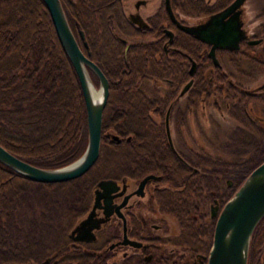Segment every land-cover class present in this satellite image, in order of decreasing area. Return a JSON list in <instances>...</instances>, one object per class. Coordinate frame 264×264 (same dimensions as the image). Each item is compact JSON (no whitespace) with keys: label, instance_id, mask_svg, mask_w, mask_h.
Wrapping results in <instances>:
<instances>
[{"label":"trees","instance_id":"obj_1","mask_svg":"<svg viewBox=\"0 0 264 264\" xmlns=\"http://www.w3.org/2000/svg\"><path fill=\"white\" fill-rule=\"evenodd\" d=\"M123 1L60 0L82 52L108 80L99 153L83 174L55 182L31 180L0 162V264H39L53 252L48 264H106L102 254L68 251L64 242L58 245L64 222L83 215L99 178L139 177L148 171L157 173L160 183L175 187L154 191L159 209L177 221L183 242L192 252L207 253L214 218L203 211V202L214 197L221 206L264 159L262 145L243 142L240 133L236 134L235 145L250 150L249 155L227 160L221 155L201 153L192 161L187 159L198 166L197 171L170 155L162 125L147 115L148 106L160 107L165 101L160 94H146L145 81L165 76L174 82L186 79L190 56L199 62L196 82L186 97L190 100L193 91L202 90L205 83L201 74L202 67L209 63L205 45L171 23L162 2L149 17L148 29H136L122 12ZM230 1L169 0V5L185 15L203 16ZM260 14L263 19L257 28L264 31V6ZM163 27L172 32L169 41ZM145 35L153 39L132 40ZM165 42L174 48L170 57L163 51ZM90 76L96 85L95 76L91 72ZM225 84L229 89L235 87ZM156 113L161 116L162 110L158 108ZM85 144L82 92L46 5L42 0H0V145L31 164L56 167L75 159ZM33 196L39 204L32 202ZM55 257L56 262L51 263ZM135 264L161 262L153 256L148 261L140 258ZM246 264H264V215L250 236Z\"/></svg>","mask_w":264,"mask_h":264},{"label":"flooded vegetation","instance_id":"obj_2","mask_svg":"<svg viewBox=\"0 0 264 264\" xmlns=\"http://www.w3.org/2000/svg\"><path fill=\"white\" fill-rule=\"evenodd\" d=\"M126 1L122 2V12L126 20L140 31L148 29L150 25L149 17L156 11L161 2L164 7V2L161 0L152 13L143 17L140 9H148L151 5V0H130V5ZM176 11H173L174 16L177 20L184 22L178 17ZM207 15L195 17H199L198 21ZM140 17L143 19V23H146V26L141 27L129 19H139ZM241 18L243 19V27V14ZM170 22L175 26L174 22L171 20ZM162 24L164 25L165 23L160 22V25ZM165 29L168 28L163 27L162 30L164 31ZM244 30L245 36L238 41L237 48L216 47L214 49L216 63L213 62L211 56L207 55L209 45L203 42L205 45L203 50L209 60L208 65L203 66L201 69L205 83L202 90L196 89V91H193L194 94L190 100L186 101V97L189 89L196 82L194 74L198 71L199 62L188 56L186 79L174 82L169 76L161 78L160 81L163 88L160 95L163 97L165 104L160 107L157 105L147 107V115L151 118V121L162 125L163 140L170 151V155H173L182 164L187 165L192 171H197L198 166L190 163L187 160L188 158L192 161L195 155H230L231 151L227 149L226 151L223 148L218 149L217 146L215 147V143L218 142L231 148L237 143L235 139L237 133H240V140H243V142L260 143L262 145L261 148L264 149V31H260L257 28L256 32L249 34L246 28ZM164 33L168 36L167 32L164 31ZM146 37L150 36H140L132 40L141 42L150 40L146 39ZM83 41L82 45L86 48V41L85 44H83ZM127 44H125V48L128 46ZM162 48L166 57H170L171 52L174 50L166 42L163 43ZM182 61V58H180L179 62ZM191 65L193 68L192 72L189 73ZM180 67L183 70L184 64ZM218 77L223 80H217ZM260 78H263L262 81L255 87H246V84ZM188 80H190L188 88L181 93L183 85ZM225 82L233 84L235 87L229 89L226 87ZM137 84H141V82H137ZM172 90H175L174 94L171 93ZM205 102L210 103L216 113L208 116L210 126L208 135L200 136L203 143L207 142L208 145H212L214 148L213 152L201 151L199 147L194 148L190 137L184 135L190 127H194L199 134L202 133L198 117L200 113H204L201 108L204 107ZM237 102L246 103L239 106L236 104ZM158 108L162 110L161 116L156 113ZM228 121L232 123L225 126L224 122ZM258 135H260V138ZM235 153L249 155L250 150H242L239 147V149H234L233 154ZM148 174L153 175V177L147 178L140 185V180ZM158 179L159 175L152 171H148L139 177L114 179L117 187L111 192V206L109 209H104L102 206L94 209L93 216L100 219L98 228L94 230L95 238L90 241L74 239L71 231L91 208L93 190L96 187L94 184L91 190L90 205L66 236L71 242L83 244L87 247L92 245L91 243H95L98 237H103V240L100 246L93 247L90 251L80 250L73 244L71 250L102 254L106 264L107 259L110 257L113 258L112 264H135V261L140 258L148 261L153 256L159 257L161 264H165L166 257L169 255H171V264H204L206 252L203 253L199 250L192 252L190 246L183 242V235L179 231L177 221L174 219L175 226L170 225L166 217L169 214L159 209L155 201L154 191L163 187H175L167 182L160 183ZM211 194H213V191H211ZM213 202H216L218 208H220L217 200L212 197L208 204V217L215 220V216H211L209 211V206ZM100 204H103L102 197L100 198ZM131 241H137L138 244H132ZM52 254L54 255L55 253L53 252ZM56 260L57 257L52 259L51 263H55Z\"/></svg>","mask_w":264,"mask_h":264},{"label":"water","instance_id":"obj_3","mask_svg":"<svg viewBox=\"0 0 264 264\" xmlns=\"http://www.w3.org/2000/svg\"><path fill=\"white\" fill-rule=\"evenodd\" d=\"M42 1L47 7L58 42L69 59L79 82L85 106L86 144L75 159L56 167L31 164L0 145V162L31 180L55 182L83 174L96 160L99 153L102 110L108 96V80L99 66L82 52L70 29L60 0ZM244 1L231 0L218 11L197 22L185 23L174 16L169 0H163L169 19L178 29L209 45L207 55L212 57L214 63L217 62L214 55L216 47L235 49L238 47V41L245 36L241 18ZM129 19L141 27L146 26L141 17ZM164 31L167 32L169 41L172 32L168 29ZM78 34L80 38H83L81 30ZM192 65L189 73L192 72ZM90 72L97 80L96 85L91 79ZM189 84L190 80L186 81L181 93L188 88ZM93 90H97L98 93L94 95ZM111 138L119 141V137L115 134H111ZM149 177L153 175L144 176L139 184L141 185ZM95 186L90 210L71 231L74 239L93 240L94 230L98 228L100 222V219L93 216L94 209L100 206L109 209L111 206V192L117 187L116 181L110 177H103L95 182ZM101 197L103 204H100ZM209 211L211 216H215V220L211 242L204 256V264H246L250 236L255 225L264 215V159L248 172L220 208L216 202H213L209 206ZM131 242L138 244L137 241ZM47 262L48 259H44L39 264H47Z\"/></svg>","mask_w":264,"mask_h":264},{"label":"rangeland","instance_id":"obj_4","mask_svg":"<svg viewBox=\"0 0 264 264\" xmlns=\"http://www.w3.org/2000/svg\"><path fill=\"white\" fill-rule=\"evenodd\" d=\"M160 1L161 0H151V5H150V7L148 9H140L141 15L143 17H145V16L149 15L150 13H152L156 9V7L159 5ZM209 1L211 2L213 0H209ZM126 3L128 5H130V0H127ZM262 6H264V0H245L244 3H243V17H244V25H243V27L246 28V30H247V32L249 34L256 32L257 24L263 19V16L260 14V8ZM176 12H177L178 17L181 18L186 23H194L200 17V16L199 17H195V16H190V15H185V14L179 12V11H176ZM146 39H153V37H146ZM263 78L256 79V80L246 84V87H255L256 85H258L262 81ZM145 83H146V86L144 88H145V93L146 94H148V95H151V94L157 95L158 94L159 95L161 93V90H162L163 87H162V82L160 80L147 79L145 81ZM201 109H203L204 113H200V115L198 117V120H199V124H200L201 130H202V133L199 134L194 127L193 128L190 127V129L184 135L190 137L191 141L193 142V147L194 148H198L199 147V150H201V151L213 152L214 148L212 147V145H210V144L208 145L207 142L203 143V140H202L200 135H205V136L208 135V131L210 130V126H209V122H208V118H209L208 116L212 115V113H216V112H215L214 107H212L211 104L207 103V102L204 103V107H202ZM201 109H200V111H201ZM215 117L218 118L217 116H215ZM231 123H232L231 121L224 122V125L228 126ZM215 144H216L215 147L217 146L218 149H222L223 148L224 150L227 149L228 151H231L230 155L229 154L221 155L222 157L226 158L227 160L228 159H233V158H235L237 156H245V155H233L234 149L235 148L239 149L236 145H233V147L230 148V147H226L224 144H221V143H218V142L215 143ZM216 152H218V151L216 150ZM90 201H91V198H90ZM90 201H89L88 206L90 205ZM32 202L36 203V204L40 203L39 199L34 197V196L32 198ZM209 203H210V200L209 201L206 200L205 202H203V206H202L203 211L207 215H208V204ZM88 206L86 207L85 211L87 210ZM166 217H167V222L170 225H172V226L176 225L175 220H174L173 217H171L169 215H166ZM78 218L79 217H77V218H75L73 220H70V218H66L68 220H66V222H64L65 223L64 231L61 234L62 236L60 235L61 236L60 237V241L61 242H59L58 245H60V244L62 245V243L64 242L68 251H72L71 250L72 244L77 246L80 250H85V251H90L93 247L100 246V243L103 240V237H98L96 242L95 243H91L92 245H88V247L86 245H83V244L81 245V244L76 243V242H71L68 239L66 234L73 227V225L76 223ZM200 252L204 253V251H200ZM52 255H53L52 253H49L48 258H46V259L50 260V257ZM112 259L113 258H111V257L109 259H107V264H112ZM170 259H171V255L167 256L165 264H171L170 263ZM48 263H49V261L47 262V264ZM26 264H38V263L31 262V263H26ZM183 264H186V263H183Z\"/></svg>","mask_w":264,"mask_h":264},{"label":"bare ground","instance_id":"obj_5","mask_svg":"<svg viewBox=\"0 0 264 264\" xmlns=\"http://www.w3.org/2000/svg\"><path fill=\"white\" fill-rule=\"evenodd\" d=\"M98 93L97 90H93V94L96 95Z\"/></svg>","mask_w":264,"mask_h":264}]
</instances>
